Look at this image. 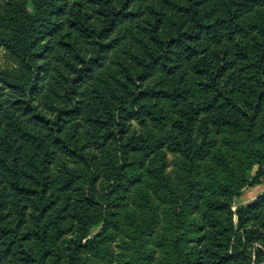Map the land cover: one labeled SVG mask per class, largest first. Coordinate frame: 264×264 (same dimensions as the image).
Masks as SVG:
<instances>
[{"label": "trees", "instance_id": "16d2710c", "mask_svg": "<svg viewBox=\"0 0 264 264\" xmlns=\"http://www.w3.org/2000/svg\"><path fill=\"white\" fill-rule=\"evenodd\" d=\"M4 1L0 264H85L143 177L169 264H264V193L236 205L264 178V0ZM142 219L125 264H149Z\"/></svg>", "mask_w": 264, "mask_h": 264}, {"label": "rangeland", "instance_id": "374dc122", "mask_svg": "<svg viewBox=\"0 0 264 264\" xmlns=\"http://www.w3.org/2000/svg\"><path fill=\"white\" fill-rule=\"evenodd\" d=\"M35 0H28L27 10L31 14H34V2ZM5 1H0V34L4 31L2 27V17L5 13ZM11 67V61L7 57L6 51L0 47V73ZM136 129L146 133L151 131L154 136L165 138L167 136V130L148 127ZM218 148L228 150L224 145L222 138L218 137ZM168 168L167 173L175 188H182L180 170V156L168 153ZM74 169H82L80 166H74ZM258 166L247 172L246 179L250 181L256 174ZM135 184H130L128 190L124 192V206L118 210L116 219L118 224L110 226L104 231L102 243L100 247L101 252H87L83 255V261L85 264H125L127 260L134 257V241L135 225L139 226L143 224V217L150 221L149 228L147 229V235L143 237L142 246L149 255V264H169L171 263L170 253L164 247L163 241L166 237L171 235L169 231V225L165 219L164 202L158 197V195L147 184L145 177ZM199 189L202 191L206 188L205 179L200 175L199 177ZM264 193V178L260 180L258 184L252 186L245 184L241 196L236 200V205H244L252 202L258 196ZM199 202H201L199 196L195 198L194 205L189 207L187 219L192 220L195 217L200 216ZM232 207V211H235L237 206ZM151 209V219L148 216V211ZM147 214V215H146ZM150 219V220H149ZM102 231L101 227L94 230L93 235H99ZM192 245L191 243L189 244ZM172 257V256H171Z\"/></svg>", "mask_w": 264, "mask_h": 264}]
</instances>
